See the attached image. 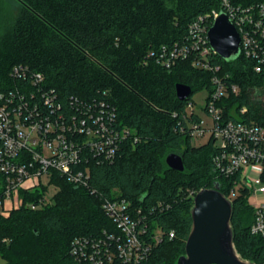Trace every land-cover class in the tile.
<instances>
[{"label": "trees", "instance_id": "1", "mask_svg": "<svg viewBox=\"0 0 264 264\" xmlns=\"http://www.w3.org/2000/svg\"><path fill=\"white\" fill-rule=\"evenodd\" d=\"M229 1L247 6L264 0ZM213 9L222 11L223 0H0V90L17 81L15 65H28L44 74L45 84L63 102L83 101L90 112H97L101 101L113 105L118 122L137 138L126 141L114 161H91L89 186L54 174L60 189L50 202L0 214V253L7 264H78L69 253L72 240L114 227L102 201L115 196L146 208L164 202L153 213L164 237L147 264H175L192 224L191 191L217 181L228 195V178L216 174L210 141L193 144L189 122H198L200 115L186 111L196 90L211 91L212 72L190 58L170 67L157 58L193 41L190 25L204 16L210 26L212 17L206 15ZM211 56L240 85L232 103L247 105L246 117L263 122L264 70L255 71L241 53L232 60ZM177 83L191 86L186 100L178 97ZM171 152L182 155L184 170L167 164ZM45 189L20 195L26 203L38 200ZM233 202L236 246L243 257L263 264L264 237L250 231L253 209L243 195Z\"/></svg>", "mask_w": 264, "mask_h": 264}, {"label": "built area", "instance_id": "2", "mask_svg": "<svg viewBox=\"0 0 264 264\" xmlns=\"http://www.w3.org/2000/svg\"><path fill=\"white\" fill-rule=\"evenodd\" d=\"M223 7L240 34V53L261 72L264 1L237 6L223 0ZM219 13L213 9L206 17H212L213 24ZM204 20L200 16L190 25L193 41L176 45L157 62L170 67L177 59L190 58L194 66L212 72V89L204 108L213 122L204 127L201 116L198 122H189L191 137L209 136L208 142L215 147L212 163L216 174L228 178L227 196L247 199L253 209L250 231L264 237V121L246 117L247 105L236 107L232 103L240 85L213 61L211 55L217 52L208 35L212 24ZM12 75L17 80L13 87L0 90V214L9 215L22 204L37 209L50 202L48 185L53 183L54 174L76 186H89L91 161L112 162L126 141L137 139L130 127L118 122L116 108L108 102H99V110L90 112L83 101L70 98L63 102L59 93L45 84L44 74L28 65H15ZM192 106L190 101L187 114L194 110ZM44 187L38 200L24 203L21 191ZM198 191H191V195ZM161 205L164 202L158 201L146 208L120 196L103 199L102 209L114 227L76 236L69 250L71 257L78 264H147L153 248L164 237L153 218Z\"/></svg>", "mask_w": 264, "mask_h": 264}, {"label": "water", "instance_id": "3", "mask_svg": "<svg viewBox=\"0 0 264 264\" xmlns=\"http://www.w3.org/2000/svg\"><path fill=\"white\" fill-rule=\"evenodd\" d=\"M208 35L212 49L225 60L240 55V34L225 11H220L215 18ZM176 92L180 99L186 100L192 94V88L177 83ZM166 162L175 170L185 169L179 153H169ZM233 206V200L221 190L219 182L216 181L212 187L201 188L193 198L192 224L185 251L178 256L175 264H258L243 257L236 246Z\"/></svg>", "mask_w": 264, "mask_h": 264}, {"label": "rangeland", "instance_id": "4", "mask_svg": "<svg viewBox=\"0 0 264 264\" xmlns=\"http://www.w3.org/2000/svg\"><path fill=\"white\" fill-rule=\"evenodd\" d=\"M12 2H13V6H14V3L16 5L15 1H11V3ZM208 92L209 91L207 90V88H200V89L196 90L191 96V101H193L192 107L196 111V113H198L201 116L202 125L204 127H210L212 125V122H213L211 116L209 115V113L204 108ZM262 99L264 100V97ZM208 140H209V136L206 134L205 136L194 139L193 144L194 145H202V144L207 143ZM48 189H49V193H47V196L53 197L59 191L60 188L53 181V183L51 182L48 185ZM0 264H7L6 259H4L2 257L1 253H0Z\"/></svg>", "mask_w": 264, "mask_h": 264}]
</instances>
